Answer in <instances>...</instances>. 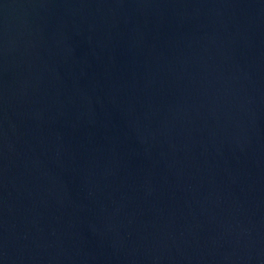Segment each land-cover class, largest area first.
<instances>
[{
    "label": "water",
    "instance_id": "obj_1",
    "mask_svg": "<svg viewBox=\"0 0 264 264\" xmlns=\"http://www.w3.org/2000/svg\"><path fill=\"white\" fill-rule=\"evenodd\" d=\"M0 59L264 99V0H0Z\"/></svg>",
    "mask_w": 264,
    "mask_h": 264
}]
</instances>
